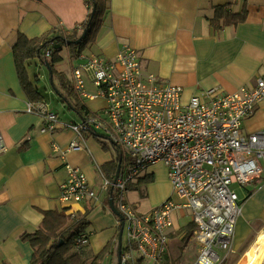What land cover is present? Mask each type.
I'll return each mask as SVG.
<instances>
[{"label":"crops","instance_id":"crops-1","mask_svg":"<svg viewBox=\"0 0 264 264\" xmlns=\"http://www.w3.org/2000/svg\"><path fill=\"white\" fill-rule=\"evenodd\" d=\"M225 3H231L233 12L240 11L245 3V20L214 28L210 21L213 5ZM87 13L86 0H0V134L5 145L0 153V264H29L32 247L20 235L35 232L44 211H65L59 199V185L66 170L52 144L64 147L75 138L67 127L53 133L42 132V117L27 112L29 99L16 73L12 46L19 33L31 38L50 30H74L86 20ZM89 44L106 59L113 58L123 44L135 48L144 71L183 88V102L205 89L232 92L242 85H253L257 76L264 75V0H109L108 11ZM62 46H66L70 60L69 47ZM60 55L62 58L61 50ZM32 62L35 66L46 65L37 58L26 65L28 81L45 100L41 86L34 81L36 76H32ZM98 106L86 108L92 111ZM57 114L66 123L79 120L64 111V118ZM242 129L246 134L264 132V101L244 119ZM98 138L87 136L79 141L80 149L65 157L86 174L96 189L97 168L102 169L118 157L116 147ZM141 176L150 179L145 188L151 195L152 207L172 195L162 162L151 165ZM238 188L242 189L238 195L242 213L235 224L231 244L234 250L264 233V180L252 187ZM108 200L102 194L101 203L96 206H71L85 214L88 222L84 229L88 242L83 247L88 259L112 244L117 236L118 218ZM181 217L185 218L183 212L176 210L171 234L187 231L189 224H180ZM167 258L170 261L169 253ZM116 261L107 252L99 264Z\"/></svg>","mask_w":264,"mask_h":264},{"label":"built area","instance_id":"built-area-1","mask_svg":"<svg viewBox=\"0 0 264 264\" xmlns=\"http://www.w3.org/2000/svg\"><path fill=\"white\" fill-rule=\"evenodd\" d=\"M83 26L80 23L76 28L81 31ZM50 54L47 49L45 56ZM70 61V84L78 97L99 99L102 104L69 123L44 99L26 104L27 112L42 117V132L67 127L75 134L64 147L52 144L66 170L59 185L65 212L78 219L80 213L71 206H96L103 194L112 199L123 220L118 263L171 264L166 261L174 232L173 214L179 209L193 226L190 234L184 230L178 239L189 237L187 244L199 246L191 264H219V252L231 249L242 213L234 186L252 187L264 180V132L246 134L242 129L244 119L264 101V75L257 76L251 86L223 94L205 89L183 102V88L144 71L138 51L127 44L111 59L81 51L71 52ZM96 135L121 153L117 174L108 175L97 168V189L79 167L65 159L68 152L82 147L79 141ZM4 150L0 134V153ZM158 162L166 167L172 195L147 211H138L127 200V184ZM117 218L119 232L121 220ZM87 242L85 232L76 238L78 245Z\"/></svg>","mask_w":264,"mask_h":264},{"label":"trees","instance_id":"trees-1","mask_svg":"<svg viewBox=\"0 0 264 264\" xmlns=\"http://www.w3.org/2000/svg\"><path fill=\"white\" fill-rule=\"evenodd\" d=\"M88 13L86 20L83 22V28L78 35V29L71 31H48L44 34L28 38L24 34L19 33L16 41L12 46L16 73L22 88L26 91L29 101H38L40 96L37 90L28 81L26 70L27 62L32 58H37L42 64L46 65L49 73V81L54 86V80L57 78L63 87V91L55 89L58 97L70 105L78 115L88 110L83 101L78 97L74 88L67 81L62 72L55 69L61 57L59 50L62 45H67L70 52L80 53L85 47L94 41L95 36L102 24L103 18L109 8V0H86ZM231 3L213 5V15L210 21L214 28H220L225 25H236L245 20L247 9L245 3L238 12H233ZM85 30V35L78 43L74 41L80 37ZM59 44V48L54 45ZM47 49H50V57L45 56ZM54 88H56L54 86ZM65 91V92H64ZM69 94L74 100V104L68 99ZM118 150V149H117ZM121 164V153L118 150L116 160L104 165L102 171L108 175L116 172L117 166ZM119 170V169H118ZM150 179L147 181V183ZM88 222L79 215L78 219L71 218L65 211H44L43 219L35 232L23 233L20 235L22 240L28 241L32 247V255L29 264H99L102 262L107 252L117 259V237L112 244L99 253L88 259L85 256L83 245L76 243V238L87 226ZM192 224H189L187 231L192 230ZM118 262L116 261L115 264Z\"/></svg>","mask_w":264,"mask_h":264},{"label":"rangeland","instance_id":"rangeland-1","mask_svg":"<svg viewBox=\"0 0 264 264\" xmlns=\"http://www.w3.org/2000/svg\"><path fill=\"white\" fill-rule=\"evenodd\" d=\"M93 46L88 44L85 47L83 52H86V54L88 52L98 54L96 53V49L94 48L95 46L94 47ZM60 50L62 53V58L57 63H55V69L59 72H62L65 78L67 79V81L70 82L71 80V61L68 59V56H67V48L66 46H62ZM60 50H59V55H60ZM31 64L34 69V73L32 74V76L34 75L37 78V80H34V81L36 82L38 86H41L42 88L41 92L43 93L45 100L50 105L51 110L56 114L59 112L62 115L61 117H63V111H64V112L70 113L71 115H73V117L78 118L79 117L78 113L72 108H70L69 104L62 101L58 97L57 92H55V89H59L60 91H63V87L57 78H55L54 80V86L56 88H54V86L50 83L48 68H46L47 66H43V65L35 66L33 62ZM67 96H68V99L71 101V103L74 104V100H72L73 98L69 94H67ZM97 100L99 99H96L95 101H91L85 98L82 101L89 108L90 106H93L96 104L98 106L99 101ZM99 134L103 136L102 133H99ZM104 139L105 138L103 137L98 138V140H104ZM106 143L110 145L111 147H113V145L109 141H106ZM148 180L149 179H146L144 176H141V177H136L132 179L127 184L126 197L128 201H130L133 204V206L136 207V209L141 212L147 211L149 208L152 207L151 202H150L151 195L145 188V185ZM155 183H157V181H155ZM234 188L237 194L241 195L242 189H239L237 186H234ZM178 221L180 224L183 223L184 221L187 223V219L182 218V217L180 219L178 218ZM182 230L183 229L175 231V233L171 234V237H170L169 258H170L171 264H191L192 260L194 259L197 253V249L199 247L197 243L195 242H191L190 244H187L190 241V239H188L189 237L187 239L180 241L177 235ZM187 233L190 234L191 231H187ZM186 245H187L186 250L182 251L183 247ZM248 246L249 245L247 246L245 245L238 250L237 249L234 250V248L231 246V249L228 251H223V252L220 251L219 255L221 257V260L219 264H238L240 263L243 260V257H242L243 253ZM170 261L167 258L166 262L168 263Z\"/></svg>","mask_w":264,"mask_h":264},{"label":"bare ground","instance_id":"bare-ground-1","mask_svg":"<svg viewBox=\"0 0 264 264\" xmlns=\"http://www.w3.org/2000/svg\"><path fill=\"white\" fill-rule=\"evenodd\" d=\"M238 264H264V233H259L243 253Z\"/></svg>","mask_w":264,"mask_h":264},{"label":"water","instance_id":"water-1","mask_svg":"<svg viewBox=\"0 0 264 264\" xmlns=\"http://www.w3.org/2000/svg\"><path fill=\"white\" fill-rule=\"evenodd\" d=\"M84 35H85V30L82 32V34L80 35V37H78L74 42H75V43H78ZM54 48H59V44L54 45ZM118 169H119V164H118V166H117V170H116V172H115L116 174L118 173ZM108 203H109V206H110L111 210H112L116 215H118L119 218H120V220H121V224H120V228H119V232H118V237H117V243H118V245H117V254H118L117 262H118V260H119V255H120V249H121L122 230H123V220H122V216L119 215V213H118L117 210L115 209V207H114V205H113V202H112V199H111V198H109ZM117 264H119V263H117Z\"/></svg>","mask_w":264,"mask_h":264}]
</instances>
